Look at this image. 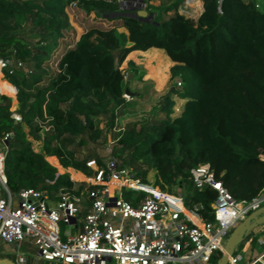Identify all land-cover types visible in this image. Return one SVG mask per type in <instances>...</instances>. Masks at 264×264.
Instances as JSON below:
<instances>
[{
  "label": "trees",
  "instance_id": "16d2710c",
  "mask_svg": "<svg viewBox=\"0 0 264 264\" xmlns=\"http://www.w3.org/2000/svg\"><path fill=\"white\" fill-rule=\"evenodd\" d=\"M160 1L153 7L157 12L149 11L151 19L141 20L116 0H0V58L9 60L0 84L13 89L10 95L0 92L11 194L29 187L55 201L59 190L71 195L84 190L85 182L72 181L67 171L57 173L49 162L55 156L86 176L96 173L87 161L104 166L98 148L77 159L70 146L76 138L80 147L99 136L97 127L91 131L93 116L114 118L124 107L123 65L130 54L151 50L172 63L170 75L182 79L185 88L178 93L185 100L174 118L166 95L159 108L163 119L126 122L111 143L119 163L142 183L168 192L182 189L185 205H200L203 220L213 218L209 204L216 191L192 185L189 169L198 163H208L237 200L264 191V0H202L196 20L178 11L182 0ZM72 4L113 23L92 24L68 43L62 39L65 8ZM24 35L35 40L19 37ZM16 106L18 120L12 115ZM34 141L41 142L38 148ZM133 192L124 198L142 194Z\"/></svg>",
  "mask_w": 264,
  "mask_h": 264
},
{
  "label": "built area",
  "instance_id": "2783aa9c",
  "mask_svg": "<svg viewBox=\"0 0 264 264\" xmlns=\"http://www.w3.org/2000/svg\"><path fill=\"white\" fill-rule=\"evenodd\" d=\"M116 1L127 7L135 2ZM8 64L9 60L0 58L1 72ZM12 115L19 119V114ZM8 136L0 137V253H13L18 264L26 262L20 252L25 240L32 242L37 260L51 264H213L231 229L264 206V191L249 200H237L214 177L210 165L202 162L189 169L191 183L199 190L208 186L216 191L209 204L213 218L203 220L200 205H185L182 189L168 192L142 183L107 149L104 166L94 169L92 187L85 189L86 210L79 216L80 197L66 190H59L54 203L41 190L8 191L4 174ZM90 162L96 163L89 160L86 165ZM122 189L142 194L130 201ZM60 221L74 229L65 239L59 234ZM240 259L236 249L227 264H237ZM255 262L264 264V251Z\"/></svg>",
  "mask_w": 264,
  "mask_h": 264
},
{
  "label": "rangeland",
  "instance_id": "374dc122",
  "mask_svg": "<svg viewBox=\"0 0 264 264\" xmlns=\"http://www.w3.org/2000/svg\"><path fill=\"white\" fill-rule=\"evenodd\" d=\"M160 2V0H149L148 3L151 5V7H147L146 5H141L140 0H135L134 3L128 5V9L137 10L139 8H143L148 14L150 10L155 13L157 12L155 8L160 5ZM202 5V0H182L179 3L177 9L179 12L186 14L193 20H196L199 13L203 9ZM65 9L67 11L68 26L63 31L62 39L67 40L68 43H74L80 34L92 24L111 25L113 23L103 17L99 18L95 16L93 12L85 13L81 8L74 7L73 4L70 6L68 5ZM19 37L30 43L35 40L33 37L26 35ZM64 47L65 44L64 46L60 45L58 48L63 49ZM129 61L128 64L123 65V71L125 75L123 79V86H125L124 88H127L129 91L128 93L123 94V98L127 103L122 109L116 112L114 118L107 116L106 114L92 117L93 126L91 131L97 127L100 131V134L93 140L88 139L80 147L75 145L77 138L75 139V141L71 144L70 149L73 148L76 150L75 155L77 159L86 157L91 149L98 148L99 156L103 157V160L105 161L106 150L111 149V143L113 145L118 136L123 132L126 122L144 119L157 122L158 120L164 118V113L159 111V108L166 95H168L172 101L171 109L173 112L171 114V118H174L179 114L185 99H183L178 92L183 90L185 85H183L182 79L178 75H175L174 77L170 75V67L172 63L167 59L165 54L158 50H151L146 53H132L129 55ZM131 67L133 68V72L130 69ZM185 71L186 76L188 77L189 72L188 70ZM1 75L3 76L2 72ZM3 78L5 77L3 76ZM178 82L181 84L179 85ZM11 91H13V89L8 83L4 85L0 84L1 93L5 92L6 94L10 95ZM14 112L18 114V106L12 108V113ZM43 125L46 128H49L47 121H43ZM40 135H44V133L41 132ZM40 144V141H34V148H38ZM124 154L126 155L125 152ZM47 157L48 156H45L46 160ZM49 163L56 167L57 173L67 171L69 173V178L76 183L85 182L87 186L93 182V174L86 176L85 174L79 172L82 176L81 178L78 176V173H76V175L71 174L69 171L70 169H68V167H63L55 156L54 162ZM88 166L93 171L96 167H98L97 163L93 162H90ZM86 186L81 193L76 195L80 197L78 202L80 209H83L87 204L84 193L85 189L87 188ZM121 192L124 196H129L131 193L133 196L134 193L133 191H128L127 189H122ZM58 228L61 239H65L66 233L72 232V227L61 221L58 223ZM5 248L10 249L8 245H5ZM20 252H22L26 258L27 263L25 264H33L34 261L38 264H51L43 260H37V251L32 245V242L29 240H25L21 243ZM0 256H7L15 261V255L13 253H7L6 255L0 253ZM212 263L214 264L213 259Z\"/></svg>",
  "mask_w": 264,
  "mask_h": 264
},
{
  "label": "water",
  "instance_id": "95a60500",
  "mask_svg": "<svg viewBox=\"0 0 264 264\" xmlns=\"http://www.w3.org/2000/svg\"><path fill=\"white\" fill-rule=\"evenodd\" d=\"M126 14L141 20L151 19V16L143 8H139L137 10H131L129 12H126ZM128 92L129 91L126 88L125 93ZM263 223H264V206L251 212L248 216H246L242 221L237 223L231 229L228 237L224 242L223 251L221 252L220 256L217 258V260L214 262V264H227L229 256H231L234 253V251L237 249L239 244L248 235V233L258 225H261ZM0 264H18V263L7 256H0Z\"/></svg>",
  "mask_w": 264,
  "mask_h": 264
},
{
  "label": "crops",
  "instance_id": "0c3cea01",
  "mask_svg": "<svg viewBox=\"0 0 264 264\" xmlns=\"http://www.w3.org/2000/svg\"><path fill=\"white\" fill-rule=\"evenodd\" d=\"M68 169L73 170L74 171L73 174L76 175L75 171L77 170H74L71 167H68ZM78 176L80 178L82 177L81 174H78ZM2 191L3 188L0 186V194L2 193ZM168 199L169 201H171L172 203L178 206L179 203L177 201H174L170 197ZM50 202L54 203V199H50ZM85 210L86 209L84 207L83 209L80 210V212L82 211L83 214ZM73 230L74 229L72 228V232ZM237 251L241 253V259L237 262V264H253L252 262H254L257 259V257L264 251V223L258 225L248 233V235L243 239V241L237 247ZM25 263H27V261ZM256 263L257 262H255L254 264Z\"/></svg>",
  "mask_w": 264,
  "mask_h": 264
},
{
  "label": "bare ground",
  "instance_id": "6f19581e",
  "mask_svg": "<svg viewBox=\"0 0 264 264\" xmlns=\"http://www.w3.org/2000/svg\"><path fill=\"white\" fill-rule=\"evenodd\" d=\"M111 190H112V188H111Z\"/></svg>",
  "mask_w": 264,
  "mask_h": 264
}]
</instances>
